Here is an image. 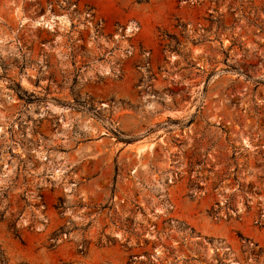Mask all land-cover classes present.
I'll return each mask as SVG.
<instances>
[{"label":"rangeland","instance_id":"374dc122","mask_svg":"<svg viewBox=\"0 0 264 264\" xmlns=\"http://www.w3.org/2000/svg\"><path fill=\"white\" fill-rule=\"evenodd\" d=\"M0 264H264V0H0Z\"/></svg>","mask_w":264,"mask_h":264}]
</instances>
